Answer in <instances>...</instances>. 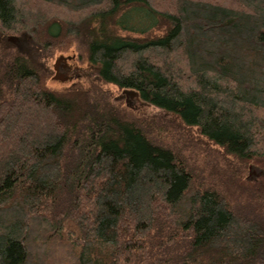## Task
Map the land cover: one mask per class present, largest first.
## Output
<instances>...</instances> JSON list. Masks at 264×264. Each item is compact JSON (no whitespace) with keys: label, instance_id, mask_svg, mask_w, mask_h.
Instances as JSON below:
<instances>
[{"label":"trees","instance_id":"obj_1","mask_svg":"<svg viewBox=\"0 0 264 264\" xmlns=\"http://www.w3.org/2000/svg\"><path fill=\"white\" fill-rule=\"evenodd\" d=\"M263 262L264 0H0V264Z\"/></svg>","mask_w":264,"mask_h":264},{"label":"rangeland","instance_id":"obj_2","mask_svg":"<svg viewBox=\"0 0 264 264\" xmlns=\"http://www.w3.org/2000/svg\"><path fill=\"white\" fill-rule=\"evenodd\" d=\"M35 5L40 8L39 4H35ZM51 10L52 9H49L48 12L53 13V10L52 11ZM11 38L17 40L16 37L11 36ZM66 57H70V58H66ZM57 61H58V65L56 68L55 64L57 63ZM48 63H50L53 67V73L51 78L49 79V83H51L54 86L62 87L65 85H70L75 80H79L85 84H88L92 79V74L88 63L79 62V60L76 57V51L74 49H70L64 52V55H61V52L57 51L56 53H54L52 56L49 57ZM103 85L105 86L108 85L115 93H119L117 86L107 83H103ZM132 101H133L132 105L134 107V110L137 111L138 113L145 112L150 108L149 105L143 104L135 99H132ZM32 250L36 252L35 254H38L37 256L41 259L45 258L46 256L48 257V255L50 256L53 252L51 248H49L48 251L37 250L36 248ZM52 262L54 263V260H52Z\"/></svg>","mask_w":264,"mask_h":264},{"label":"water","instance_id":"obj_3","mask_svg":"<svg viewBox=\"0 0 264 264\" xmlns=\"http://www.w3.org/2000/svg\"><path fill=\"white\" fill-rule=\"evenodd\" d=\"M57 65H58V61H57V63L55 64V67H56V68H57ZM126 92H128V93H133L132 90H126Z\"/></svg>","mask_w":264,"mask_h":264}]
</instances>
